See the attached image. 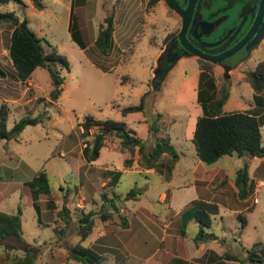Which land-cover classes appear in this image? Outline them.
<instances>
[{
	"label": "rangeland",
	"instance_id": "obj_1",
	"mask_svg": "<svg viewBox=\"0 0 264 264\" xmlns=\"http://www.w3.org/2000/svg\"><path fill=\"white\" fill-rule=\"evenodd\" d=\"M28 2L9 0L0 4V11H13L20 20L25 17L27 27L41 38L44 48L47 51L55 48L57 54L68 61L69 70L60 71L64 82L56 103L45 99L50 88V78L45 68L38 67L30 77L33 89L26 91V97H33L34 100L16 110L7 105L8 130L24 117L41 119L34 125H26L16 136L0 139V196L4 195L0 200V210L12 213L18 207L21 209L23 242L18 249L8 252V262L16 264L18 258L30 252L35 264H82L71 257L72 248L76 243L86 247L96 239L97 227L82 241L76 229L81 210L100 211L102 204L98 192L100 190L96 186L97 195L94 193L92 197L87 196L84 202L87 208L77 206L81 191L80 179L89 178L87 170L81 169L85 161L80 154L85 141L81 136L80 123L85 115L98 120L123 121L127 128L135 131L147 144H153L156 136L168 134L170 144L179 156L175 166L176 174H182L170 180L155 172L143 174L139 171H122L125 155L118 149L119 139L116 136L107 138L100 156L91 163L100 175L106 174L105 168L113 170L110 174L117 180L113 189L122 197L117 198L110 191L109 194L115 205H126L123 212L120 211L121 206L112 210L113 217L106 225L108 230L127 239L124 235L127 229L123 227L119 214L123 215L127 226L136 222V217L142 222L141 230L136 234L137 240L125 243L126 251L131 255L129 262H137L135 256L149 257L158 247L160 249L153 259L162 258L167 261L168 256L177 253L168 245L184 244L188 240L181 238L176 231L178 221L172 217L167 202H159V195L177 183L184 186L187 183L185 179L190 178L191 168L199 161L194 145L187 136L191 134L200 106L194 94L187 95L184 92V87L189 86V79L197 72L201 61L197 56L178 55L176 52L173 38L181 27L179 12L168 4V0H158L157 5L151 9H146L147 0H87L86 11L80 15L83 39L87 44L85 48H80L72 41L68 29V0H41L44 5L42 9ZM109 12L114 15L115 32L110 47L101 52L96 49L93 40L100 21ZM227 12L232 17V10L227 8ZM11 29L9 24L0 25V61L5 71L9 66L6 51ZM263 59L264 42L246 60L228 72L230 94L223 106L224 112L245 111L256 106L254 93L242 78L246 71L254 69ZM213 64L216 77L226 72L219 65ZM6 76L11 81L15 79L12 74L6 73ZM40 89L45 91L41 94ZM143 95L142 111L126 115L122 113L123 108L139 104ZM150 125H154L158 131H151ZM261 129L264 146V125ZM165 157L163 163H168L170 157ZM250 157L246 154L241 157L224 155L214 165L205 166L221 167L234 178L236 170L247 164L248 176L256 183L264 179V161ZM261 162L262 165L259 164ZM41 171L49 176L50 195H39L40 202L36 207L30 189L22 187V184ZM162 173L165 178L169 176L168 170L163 169ZM227 179L228 176L225 177V184L219 188L224 191V195L217 199L231 205L236 195L232 194L233 187H229ZM134 188L141 194L124 200L127 192ZM254 196L257 197L256 203H253ZM91 198L95 203H92ZM248 200L252 208L244 211V226L233 210L220 207L217 215H211L209 230L210 234L220 238L218 247L236 254L240 260L245 261L243 264H250L248 257L258 249L254 247L255 243L264 245V186L250 192ZM50 202L55 211L48 210L50 206L47 204ZM63 204L67 206L68 214L61 219L57 211ZM140 207L147 208L161 223H155L146 215L142 216L138 210ZM127 209L136 210L134 218H128ZM201 218L204 219V216L201 215ZM95 220L101 224V221ZM197 225L207 230L200 222ZM98 227L100 231L107 229L104 225ZM196 231L194 224H190V235L193 236ZM129 234L130 230H127ZM105 256L106 262L112 264V257L109 254Z\"/></svg>",
	"mask_w": 264,
	"mask_h": 264
},
{
	"label": "trees",
	"instance_id": "obj_2",
	"mask_svg": "<svg viewBox=\"0 0 264 264\" xmlns=\"http://www.w3.org/2000/svg\"><path fill=\"white\" fill-rule=\"evenodd\" d=\"M81 1L75 0L72 2L68 29L72 41L80 48H85L87 43L83 39L84 29L80 25L82 9H77ZM7 2L8 0H0V4ZM31 2L37 9L44 7L41 0H31ZM157 3L158 0H148L146 9L155 7ZM22 21L26 22V18L24 17L23 20H20L19 16L13 11H0V25L9 24L12 27L9 35L8 57L19 80L22 82L28 80L36 68H45L48 71L51 84V89L48 93L49 99L55 102L61 94L64 82V77L60 71L63 69L69 70L68 61L57 54L56 49L53 47L47 51L41 43V38L30 28H21L20 24ZM113 31L114 15L113 12H109L100 21L93 41L98 51L104 52L110 47ZM199 60L201 64L198 66L196 102L200 106L201 113L196 117L191 138L198 159L205 164H212L223 155L236 154L240 157L248 153L252 156L264 157V146L261 141V127L264 125V111L262 110L264 105V97L262 96L264 90V59L259 61L254 69L246 71L242 78L251 87L256 106L245 111L235 110L231 112H224L223 110V106L230 94L229 74L224 72L218 78L214 74L213 63L202 59ZM3 75L4 71L0 68V76ZM143 97L144 95L141 97L139 104L123 108L122 113L126 115L129 112L142 111L144 109ZM7 107L6 103L0 105V139H9L16 136L26 125H34L41 120L38 117H24L15 122L13 127L8 130L6 124L9 109ZM80 126L82 128L81 136L85 138L82 152L88 162L98 158L100 149L105 145L107 137L110 136L119 138L121 151H128L133 154L137 150L139 156L136 168L139 170L153 169L158 172L162 171V167L165 165L163 163L164 155L170 157V161L166 165L167 169L170 170L179 158L174 147L170 144L168 134L166 136H156L153 144H147L136 136L132 129L127 128L123 121L98 120L91 115H85ZM92 128L94 130L91 133ZM150 130L158 131L154 125H150ZM124 163L127 168H130L133 159L127 158ZM248 179L247 164H245L236 171L235 175V185L241 199H244L248 194L246 190ZM26 186L31 191L32 201L36 207L39 206V195H50L49 176L45 171L39 172L30 181L26 182ZM140 193L135 188L130 189L125 198L129 199ZM49 206L52 211L55 209L51 202ZM109 206L113 207L114 210L117 209L113 202ZM213 210H215L214 206L193 201L182 212L184 226L191 219H195L206 227L210 226L209 213H213ZM57 214L63 219V215L68 214L67 206L63 204ZM111 215L112 211L104 203L100 211L89 210L86 212L81 210L78 218L79 224L76 228L81 241L92 232L96 223L95 219L104 222ZM201 215L204 216V219L201 218ZM238 218L242 221V226H244L245 218L240 214ZM182 234L184 233L182 232ZM207 236L208 233L205 232L203 226L198 225L194 242L197 243ZM22 242L21 209L18 207L16 212L12 213L0 210V252L4 254L6 260L8 252L18 249ZM254 247H258V249L253 251L248 260L264 263V245L255 243ZM104 253L102 247L98 244L90 243V245L83 247L80 243H76L71 250V257L82 264H108ZM231 257L234 258V256ZM15 262L16 264H35L34 257L30 252H27ZM8 264L13 263L8 262Z\"/></svg>",
	"mask_w": 264,
	"mask_h": 264
},
{
	"label": "crops",
	"instance_id": "obj_3",
	"mask_svg": "<svg viewBox=\"0 0 264 264\" xmlns=\"http://www.w3.org/2000/svg\"><path fill=\"white\" fill-rule=\"evenodd\" d=\"M68 1L70 2V8L69 9L71 12L72 2H74L75 0H68ZM28 3L32 4L31 0H29ZM86 3H87V0H82L80 5H78L77 9H82L83 10L82 12L85 13ZM69 21H70V13H69L68 25H69ZM114 32H115V27H114V31L112 34V39L114 36ZM6 55L8 57L7 51H6ZM7 61L9 63V66L6 67L7 71H5V69H4L5 67L3 66V63L0 61V68L4 71V75L0 76V98H2V103H6L13 110H16L22 106L24 107L25 104H28L29 102L34 100L33 97H26V91L28 89L32 88L30 86L31 78H29L28 80H26L24 82L20 81L9 57H8ZM229 71H231V70H229ZM229 71H227V73ZM6 73H7V75L12 74L13 78H15V79L11 81L10 78H7ZM198 73H199V69L197 70V72L194 73L192 78L189 79V82H190V84H188L189 86L184 87V89H185L184 92H186L187 95L194 94L193 95L194 99H196V87H197ZM50 89H51V84H50V88L48 90L50 91ZM40 91L42 94V91H45V90L40 89ZM48 93L49 92H47V94ZM45 99L49 101L50 100L49 95ZM54 103H56V102H54ZM200 113H201V109H200ZM195 121H196V119H195ZM192 127L193 128H192L190 136L189 137L187 136V138H189V139L192 138L193 130L195 127V122H194V125H192ZM80 131L82 132V128ZM135 135H136V133H135ZM106 144H107V139L105 140V145ZM83 146H84V143H83ZM117 146H118V149L120 150L119 143H117ZM82 150H83V147L80 150V154H81L82 158L84 159L85 163L81 165V169L84 168V170H87L86 175L89 178L84 179L82 177L80 179V185L79 186H80L81 191H80L79 196L77 198V201L79 202L77 206L82 207V208L86 207V205H84V202L87 199V196L92 197V195L94 193L96 194V192H97L96 186L99 187L100 191H98V192L100 194V197L102 198V204L103 203L109 204V202H112L113 198L109 194V191L115 197L121 198L122 196L118 195L113 189L117 183L116 182L117 180L114 179V176L110 174L111 172H113V170H111L109 168H105V173H106L105 175H100V173L97 174L96 170L94 169L95 166L91 165V163L96 161L97 159L92 161V162L86 161V159L83 156ZM121 152L124 153V155H125V158L123 160L122 171H139L143 174L155 172L167 180L168 179L170 180L177 175H182L181 173L176 174L175 166H176L178 160L172 165L170 170L167 169V166H166L167 163H164L165 165L162 167V171H160V172L153 170V169L139 170L136 168L137 159L139 156L137 150H135L133 154H131L128 151H124V152L121 151ZM232 155H236V154H232ZM246 155H250V154L246 153ZM99 156H100V153H99ZM229 156H231V155H229ZM250 156L252 158L257 157V156H252V155H250ZM127 158L133 159V163H132V166L130 168H127L125 166V163H124L125 159H127ZM164 158H166L165 155L163 156V159ZM257 158H260L261 161H264V157H257ZM216 162H214V163H216ZM214 163H212L211 165H214ZM259 164L262 165L263 162H261ZM88 165H90V166L88 167ZM205 165L206 164L200 160L195 162L194 166L191 168L190 178L185 179V182H187V183H185L184 186L178 185V183H177V185H174L175 187H172L171 189L169 187L168 191H163L159 195V199H158L159 202H162V203L167 202V204L170 207L169 209H171V211L173 213L172 217H175L176 222L178 221V227L176 228V231L178 232V234L180 235L181 238L188 240V242H185L184 244H179V243L169 244L168 246L170 247V249L174 250L177 253L174 256H168L167 261H164V259H162V258H158V259L154 258L153 259L156 252L160 249V247H158L157 249L154 250V252L151 255H149V257L144 258L142 256H135V257H137V262H129L131 255L126 251L127 247L125 246V243L127 244V241L130 242V240H134V241L137 240L136 234H139V229L141 228V223H142L141 220H138V217H136L137 218L136 222L133 221V223L130 224V226H127L128 224L124 220L125 218L123 217V215L119 214V217H121V219L123 220V227H125L127 230H130L129 236L127 235V230H126V233H124V235L127 236V239H124L123 237H119V236H121V234L115 235V234H113L112 230L111 231L108 230L106 225L111 222L110 220L112 219L113 215H111L106 221L101 222V224L95 223L94 227L98 228L97 229V237L92 243L98 244L99 246H101L102 250L105 252L104 254H109L112 257V260H114L112 262V264H116V262H119V264H134V263L135 264H234V262H239V264H243L245 261L240 260L236 254L226 252V251H224L218 247V243L220 242V238H218V236L210 234V231H209L211 228V221H210V226L206 227L207 230L204 229L205 232L208 233V236L205 239L195 243L194 237L198 231L197 221L195 219H191L184 226L183 221H182V219H183L182 218V212L188 206H190L193 201H198V202L205 203V204H208L210 206L215 207V210L212 211L213 213H209L210 219H211V215L215 216L219 213L220 207H223L224 209L233 210L237 214L236 217H238L239 214L244 217V211L246 212L250 208H252V206L248 200L249 193L252 191H255V190L257 191V190H259V188L263 187L264 186V179H259V180L257 179L258 181L255 183L254 180L250 179V177L248 176L249 179H248V185H247V189H246L248 194L244 199H241L238 195V189L235 185L236 172L234 174V178H231L229 176V174H227L225 172V170L222 169L221 167L215 166V167L207 168V166H205ZM208 165H210V164H208ZM163 169H165L166 171L168 170L169 176L167 178H165L163 173H162ZM98 175H99V177H96ZM226 176H228L227 182H228L229 187H233L232 194L234 196L236 195V198H233L231 205H226L222 201L217 199L218 196L224 195V191L222 189H219V188H221V186H223L222 184H225L224 180H225ZM26 182H28V181H25L22 184V187L28 188L26 186ZM102 190H104V191L102 192ZM3 196L4 195L0 196V200ZM254 198L257 201V197L254 196L253 200H254ZM123 199L127 200L125 198V196ZM91 200H92V198H91ZM256 201L255 202L253 201V203H256ZM39 202H40V200H39ZM92 203H95V201L92 200ZM102 204H101V206H102ZM47 205L49 206V203ZM101 206H100V208H101ZM118 206H121L120 211L123 212V210H124L123 208L126 205L119 203V205H116L117 209H119ZM107 208L110 211L114 210V208L111 206L109 207V205H107ZM48 210L52 211V208L50 207ZM89 210H91V209H89ZM138 210L141 211L142 216L146 215L155 223H158V224L161 223V220H159L157 217L152 215L151 212L147 208L140 207V208H138ZM53 211H55V209ZM135 212H136V210L131 211V210L127 209L126 215H128V218H129V216L134 218ZM168 213H169V211H168ZM98 222H100V221H98ZM190 224H194V226L197 228V231L193 233V236H191L190 235L191 233L188 232ZM98 225H101V226L104 225V228H107V229L100 231ZM133 231L137 232V233H134ZM182 232L184 234H182ZM189 238H192V240H189ZM98 239H100V240L98 241ZM0 255H1L0 256V264H8V261L5 259L4 254L0 252ZM231 256H234V258H232ZM139 257L142 259H140ZM145 260H147V262ZM249 263L250 264H264V263H258L255 261H250Z\"/></svg>",
	"mask_w": 264,
	"mask_h": 264
},
{
	"label": "flooded vegetation",
	"instance_id": "obj_4",
	"mask_svg": "<svg viewBox=\"0 0 264 264\" xmlns=\"http://www.w3.org/2000/svg\"><path fill=\"white\" fill-rule=\"evenodd\" d=\"M177 2L185 8L184 0ZM227 8L232 10V17ZM180 18L182 23L181 14ZM247 35L246 41L236 52L215 63L224 71L235 68L264 42V0H195L186 32V38L195 47L207 54L219 55L240 43ZM173 39L179 55L183 49L177 34Z\"/></svg>",
	"mask_w": 264,
	"mask_h": 264
},
{
	"label": "water",
	"instance_id": "obj_5",
	"mask_svg": "<svg viewBox=\"0 0 264 264\" xmlns=\"http://www.w3.org/2000/svg\"><path fill=\"white\" fill-rule=\"evenodd\" d=\"M184 1L186 3V6H185V8H182L178 4L177 0H168V4L173 9L178 10V12L182 15L181 27L177 33V40L183 49L181 55L189 53V54L197 56L198 58L203 59L205 61H209L211 63H218V62L222 61L223 59H225L226 57L232 55L234 52H236L241 47V45L246 41L249 34L240 43H238L237 45L233 46L231 49H229V50H227V51H225L219 55H210V54H207V53L203 52L202 50L198 49L192 43H190L188 41V39L186 38V32H187V29H188V26H189V23H190V20L192 17L195 0H184ZM20 26H21V28L27 27L26 22L22 21ZM216 43L217 42L212 43V44H216Z\"/></svg>",
	"mask_w": 264,
	"mask_h": 264
},
{
	"label": "built area",
	"instance_id": "obj_6",
	"mask_svg": "<svg viewBox=\"0 0 264 264\" xmlns=\"http://www.w3.org/2000/svg\"><path fill=\"white\" fill-rule=\"evenodd\" d=\"M254 202L256 201V199L254 198V200H253Z\"/></svg>",
	"mask_w": 264,
	"mask_h": 264
}]
</instances>
